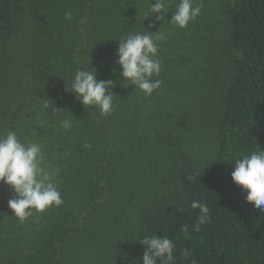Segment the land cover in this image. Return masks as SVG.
I'll return each mask as SVG.
<instances>
[{
    "label": "trees",
    "instance_id": "1",
    "mask_svg": "<svg viewBox=\"0 0 264 264\" xmlns=\"http://www.w3.org/2000/svg\"><path fill=\"white\" fill-rule=\"evenodd\" d=\"M151 2L0 0V134L42 145L64 201L21 222L0 183V264H135L152 234L176 264H264V212L231 179L264 151V0H193L185 28L167 22L179 0L163 22ZM150 30L167 36L151 95L118 82L102 116L65 91L78 68L117 80L118 38ZM194 200L210 209L198 231Z\"/></svg>",
    "mask_w": 264,
    "mask_h": 264
},
{
    "label": "clouds",
    "instance_id": "2",
    "mask_svg": "<svg viewBox=\"0 0 264 264\" xmlns=\"http://www.w3.org/2000/svg\"><path fill=\"white\" fill-rule=\"evenodd\" d=\"M200 11L201 5L194 6L193 0H179L171 19L167 20V0H154L150 3L148 17L156 14V21L167 20L178 28H185L190 21L196 19ZM71 18L72 13L66 12L65 19ZM147 28L151 29V25ZM166 39V34L159 30L129 33L118 38L119 45L115 55L120 71L117 80L98 79L97 70L93 67L92 70L78 68L70 82L66 83L65 91L71 92L83 106L99 109L102 116H108L113 111L112 89L118 82H127V85H134L142 90L146 96L151 95L161 83L160 80H154L153 76H158L161 71L159 44ZM113 73H116L115 69ZM43 107L47 109L50 105L45 101ZM58 109L55 107L53 111ZM60 124L68 129L72 126V121L65 118ZM85 147L90 145L85 144ZM43 161L44 151L40 143L23 142L17 132L11 129L0 134V183L10 188L12 196L8 200V207L21 222L31 216L33 210L43 212L64 202L53 180L55 172L46 170L42 166ZM231 179L245 193V201L264 212V151H254L235 158ZM190 207L199 210L195 221V230L198 231L210 219V209L201 200L192 201ZM138 242L144 251L142 257L133 261L135 264H176V245L168 236L145 235ZM183 255L187 257L188 252L185 251Z\"/></svg>",
    "mask_w": 264,
    "mask_h": 264
}]
</instances>
